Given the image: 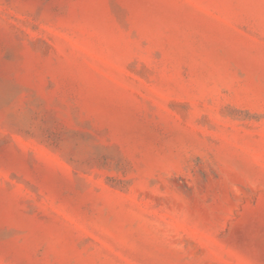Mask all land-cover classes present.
Instances as JSON below:
<instances>
[{
  "label": "rangeland",
  "instance_id": "374dc122",
  "mask_svg": "<svg viewBox=\"0 0 264 264\" xmlns=\"http://www.w3.org/2000/svg\"><path fill=\"white\" fill-rule=\"evenodd\" d=\"M0 264H264V0H0Z\"/></svg>",
  "mask_w": 264,
  "mask_h": 264
}]
</instances>
